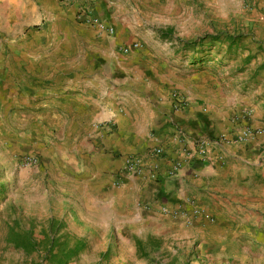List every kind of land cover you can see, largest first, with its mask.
Here are the masks:
<instances>
[{
  "label": "rangeland",
  "instance_id": "rangeland-1",
  "mask_svg": "<svg viewBox=\"0 0 264 264\" xmlns=\"http://www.w3.org/2000/svg\"><path fill=\"white\" fill-rule=\"evenodd\" d=\"M116 4L123 23L110 37L59 7L23 30L0 2V264H56L49 252L53 227L68 249L85 241L68 264H264V224L263 235L249 241L206 243L173 227L159 236L162 247L142 256L137 239L148 238L145 227L92 205L98 196L91 183L98 168L86 156L92 138L70 120L82 90L103 89L108 102L127 73L159 89L166 77L174 86L200 83L197 94L215 105L234 96L231 103L245 101L243 109L264 117V0ZM155 21H163L158 29ZM170 28L169 39L161 36ZM131 42L142 47L125 52ZM209 86L225 94L209 98ZM29 233L38 243L33 252L12 241ZM207 248H229L232 256H206Z\"/></svg>",
  "mask_w": 264,
  "mask_h": 264
},
{
  "label": "crops",
  "instance_id": "crops-1",
  "mask_svg": "<svg viewBox=\"0 0 264 264\" xmlns=\"http://www.w3.org/2000/svg\"><path fill=\"white\" fill-rule=\"evenodd\" d=\"M0 2L10 10L7 16L18 17L23 30L26 26L47 21L48 16L53 17L56 7L72 20L77 16L82 18L80 4H64L59 0ZM116 3L117 0H88L97 17L120 30L123 20L118 16ZM161 23L163 21H155L153 26L157 25L158 29ZM159 31L161 36L169 39L166 32ZM119 79L121 82L118 88L115 87L118 90L112 95L113 100L107 102L102 89L82 90L86 95L80 94L73 101L75 110L71 112V127L88 130L86 138L92 140L87 141L86 156L93 159L98 168L91 179L98 195L93 198L92 205L113 210L129 222H140L147 236L159 237L173 227L196 232L205 243L208 239L249 241L251 237L263 235L259 226L264 224V117L253 116L255 126L261 132L251 142L212 147L210 160L196 161L178 176L170 177L167 174L170 161L178 156L184 145L190 147L195 140L215 138L235 129L247 102L231 103L235 97L229 96L215 105L212 100L197 94L202 86L200 83L174 86L172 79L167 77L162 78L160 89L158 82L144 83L139 75L127 73ZM208 90L209 98L214 92L225 94L220 87L214 90L209 86ZM176 91L189 97L186 108L173 107ZM156 145H163L168 154L160 161L158 178H153L150 170L144 175L122 173L126 155L143 154ZM193 200L208 214L192 217L188 223L185 217L161 212L162 207L167 206L185 207L192 213L190 202ZM202 252L212 257L232 256L229 248H207Z\"/></svg>",
  "mask_w": 264,
  "mask_h": 264
},
{
  "label": "built area",
  "instance_id": "built-area-1",
  "mask_svg": "<svg viewBox=\"0 0 264 264\" xmlns=\"http://www.w3.org/2000/svg\"><path fill=\"white\" fill-rule=\"evenodd\" d=\"M64 4H80V16L83 21L89 25L95 26L100 32L114 36L116 28L109 22L100 19L94 14L92 8L88 5V0H59ZM142 47L140 42H133L123 46L125 52ZM190 103L189 97L179 91L173 93V107L175 109H184ZM254 113L250 108L243 109L238 117V125L235 129L221 133L215 138H200L195 140L190 147L184 145L180 149L176 158L172 159L170 166L167 168V174L170 177H176L190 164L196 161H208L211 158L212 147H220L228 143L247 144L251 142L261 132L256 127L253 119ZM167 150L163 145L149 147L143 154H128L124 158L122 173L127 175H144L147 170L153 178L160 175L161 159L167 157ZM192 213L185 207L168 208L163 206L161 212L173 217H185L187 222L192 221V217L206 215L207 211L194 200L190 202ZM208 214V213H207Z\"/></svg>",
  "mask_w": 264,
  "mask_h": 264
},
{
  "label": "trees",
  "instance_id": "trees-1",
  "mask_svg": "<svg viewBox=\"0 0 264 264\" xmlns=\"http://www.w3.org/2000/svg\"><path fill=\"white\" fill-rule=\"evenodd\" d=\"M172 31V28H170V32H166L164 34L166 37H169ZM25 237L26 238L22 239V236L20 235L15 240L12 239V241H15L18 247H25L29 252L35 251L38 243L30 233ZM137 240L138 250L144 257L149 256L152 251L163 246L162 238L158 236L151 235L148 236L146 240L143 238H138ZM49 245V252L53 254V262L56 264H68L86 247L85 241L83 239H79L72 248L68 249L67 243L60 240L59 229L57 230L55 227H53V237H51Z\"/></svg>",
  "mask_w": 264,
  "mask_h": 264
}]
</instances>
